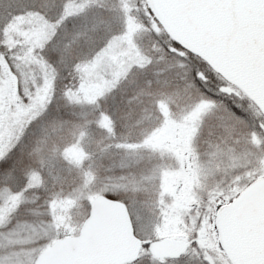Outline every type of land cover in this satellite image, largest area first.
Listing matches in <instances>:
<instances>
[{
  "label": "snow or ice",
  "instance_id": "1",
  "mask_svg": "<svg viewBox=\"0 0 264 264\" xmlns=\"http://www.w3.org/2000/svg\"><path fill=\"white\" fill-rule=\"evenodd\" d=\"M0 264H264V0H0Z\"/></svg>",
  "mask_w": 264,
  "mask_h": 264
}]
</instances>
